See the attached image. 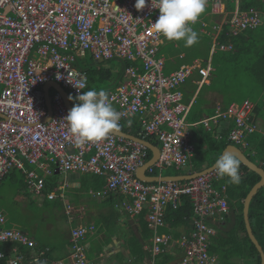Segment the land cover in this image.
Returning a JSON list of instances; mask_svg holds the SVG:
<instances>
[{"label":"built area","instance_id":"obj_1","mask_svg":"<svg viewBox=\"0 0 264 264\" xmlns=\"http://www.w3.org/2000/svg\"><path fill=\"white\" fill-rule=\"evenodd\" d=\"M135 3L136 0H0V181L18 170L27 191L41 198L45 195V177L53 172L64 178L70 172L102 176L105 187L90 193L93 198H112L115 210L129 219L146 217L152 232L144 246L151 257L149 264H159L165 255L174 253L175 246L183 251L180 264H217L208 252V239L214 235L211 225L228 212V204L223 196L226 187L222 185L221 191L214 187L220 181L216 170L189 180L143 182L137 171L151 158L146 146L113 134L98 143L77 144L64 119L69 111L60 94L51 99L52 111L46 120L43 87L56 82L74 97L82 94L87 90L88 77L76 63L90 56L103 62L141 61V69H125L123 82L109 92L108 98L121 114L120 125L126 122L133 126L136 121L138 138L148 142L151 138L161 145L157 160L146 174H159L160 179L166 169L185 176L198 173L190 163L196 150L191 143L192 131L198 126L211 130L221 122H231L227 136L217 138L244 150L253 136L262 134L253 120L254 105L249 101L232 104L224 111L218 106L213 116L197 123L187 122L192 103L184 102L183 93V87L195 74L200 77L197 86L207 83L214 53L233 50L231 43H221L218 37L223 33L237 37L258 28L262 23L260 12L255 8L241 11L238 7L227 12L225 0H207L205 8L210 14L222 16L213 27L210 58L181 65L165 75V60L157 54L166 39L154 31L152 24L159 17L156 0H145L140 10ZM199 21L198 18L192 27ZM81 83L86 86L78 90L75 86ZM65 185L64 180L61 187ZM57 197L46 195L49 200ZM185 198L193 207L192 230L177 241L176 227L168 223L167 213L169 209L177 210ZM73 212L70 206L65 207L69 219ZM5 222L6 216L0 211V244L16 242L28 251L34 248L33 240L19 230L4 228ZM93 231V225L73 230L68 255L50 264H87L83 242ZM44 255L23 253L7 260V264H34L37 259L45 261ZM4 258L0 253V260Z\"/></svg>","mask_w":264,"mask_h":264},{"label":"trees","instance_id":"obj_2","mask_svg":"<svg viewBox=\"0 0 264 264\" xmlns=\"http://www.w3.org/2000/svg\"><path fill=\"white\" fill-rule=\"evenodd\" d=\"M233 1L234 0H227V9L229 12L234 9ZM239 6L241 10L245 11L250 8L260 9L264 16V4L261 0H240ZM204 12L205 13L202 15L204 21L205 18H212L207 21L210 24V28L205 26L204 30L213 33V27L215 26L214 22L218 19L216 18L218 16L211 15L207 8H205ZM207 12L209 15H206ZM204 16L206 17L204 18ZM211 20L214 22H210ZM226 30L228 29L226 28ZM211 35L212 34L207 36L211 38ZM221 35L219 42L231 43L234 49L230 52H216L213 54L211 84L207 89L216 91L218 94L222 95V105L220 106L222 111L226 110L232 103L241 104L244 100L248 99L249 96H239L237 93L238 90H247L251 93L249 99L256 101L254 112L257 113V116L259 114V116H262L264 114V101L261 99L258 101L257 99L258 96L264 94V49L255 52V46L257 44V39L259 40L261 36H264V25L262 26L261 24L254 30L245 31L237 37H229L224 33ZM244 35L250 38L247 44L244 42L241 44L242 39L245 37ZM210 48L211 44L209 41L207 53L203 57L194 54L192 56H187L186 54L185 58L179 61L180 65L183 62L191 63L195 59H207ZM257 50H260V48ZM90 60V64H87V62L76 63V67L85 72L88 77L87 90H89L90 87H99V85L103 83H106L108 88L115 89L123 82L125 69L130 66H136L135 63L132 62L112 60L110 61L112 62L111 67L98 68L95 66L96 62L92 57H90ZM139 73H141V71H139ZM244 78H247L246 82L243 81ZM244 85L245 89L242 87ZM196 104L199 106L198 101ZM115 109L117 110V108ZM204 114L208 117L213 116L214 110L211 112L210 110H201L198 114H192L191 116H202ZM137 126H128L126 122H123V124L120 125L119 131L138 137L139 127ZM219 126L213 127L211 130H206L203 127L200 128V134L197 138L195 147L196 150L190 160L194 171H201L205 166L208 167L210 162H215L228 145L224 140L213 138L214 133L218 130L216 128ZM193 132L194 130L192 131V136ZM148 140L153 142V144L156 143L151 138H148ZM154 145L157 146L156 144ZM247 152L248 155H245L257 166L264 169V139L253 137ZM239 173L241 176V183L239 185L229 183L227 177L220 179L218 182L219 185H224L227 189L230 212L224 217L223 221L217 224L215 223L217 236L212 239L210 251L219 256L220 264H260L259 253L247 235L242 214L243 201L253 186L259 182L260 177L250 172L242 164H240ZM22 181L18 182L24 184ZM50 181L53 187L56 182V177L54 176ZM48 186L50 187L49 181L46 182L45 188L47 187V190H44V194L48 189H52ZM111 202L112 198H109L107 203L110 204ZM192 214L193 208L189 203V199L185 198L183 199L182 205L177 210H168L167 221L171 226L176 228L181 224H184L183 227H187ZM184 218L187 220H184ZM249 219L252 232L264 251V187L258 191L250 203ZM136 229L137 232L132 230L131 236L128 238V250L131 257H136L135 264H144L148 262L149 257V254L144 250V246L152 236V232L147 227V220L144 215L139 218ZM161 232H166V230L162 229ZM95 238L96 236H93V239ZM4 247L5 245H2L1 251H5ZM19 249L21 253L27 250L24 247H19ZM41 250V248L38 250L35 249V252L39 253ZM52 252L51 250L43 256L42 259H45L46 264H50ZM8 258L9 255L7 254L4 259L0 260V264H7ZM92 258L93 255H91L89 259ZM173 259H175L173 256L167 255L159 264H164Z\"/></svg>","mask_w":264,"mask_h":264},{"label":"crops","instance_id":"obj_3","mask_svg":"<svg viewBox=\"0 0 264 264\" xmlns=\"http://www.w3.org/2000/svg\"><path fill=\"white\" fill-rule=\"evenodd\" d=\"M261 1L263 2V0H261ZM233 2H234V6H233L234 9L233 10H235L236 7H238L240 9V6H239L240 0H234ZM225 7H226L227 12H229L227 9L228 8L227 7V0H225ZM241 11H245V10H241ZM258 11L260 12L261 20H262L261 24L263 26L264 25V16H263V13L260 11V9ZM206 15H209V13L207 12ZM205 17L206 16H204V18ZM216 18H218V19H216L215 22L213 20H211L210 22H214L215 24H217L220 21V19L222 18V16H218ZM210 19H212V18H205V21H204L202 18H199L200 21L197 24H199L201 26V24L203 22V23H205V26L207 28H210V24H209V22H207ZM206 23H207V25H206ZM200 26H199L200 32L205 33L207 35L214 34V32L213 33L206 32L204 30V28H202V27L200 28ZM221 36L222 35H220L218 37V39ZM243 39L241 41V44H242V42L247 44L250 40V38L248 36H245ZM171 42H173V41L166 40L162 45H160L159 51L157 54L158 57H161L165 60V68H164L163 72L167 68L168 69L173 68V70L169 72V73H171V72L179 69L181 67V65L191 64L193 61H200L198 59H195L191 63H185V64L182 63L181 65L179 64L177 67L171 65L172 58L174 56H177L168 50V45ZM263 43H264V36H261L259 38V40L257 39V44L255 46V52H258V51H261L264 49ZM175 47H176V45H175ZM258 47L260 48V50H257V49H259ZM233 49H234V47H233ZM185 55H186L185 53H179L178 54L179 61L181 59L185 58ZM208 56H209V53H208ZM209 58L210 57H207V59H209ZM80 62H84V59L80 60ZM95 62H97V61H95ZM96 64H100V63H96ZM211 64H212V57H211ZM135 65L139 69H141L142 64H141L140 60L138 62H135ZM105 68H108V66H106ZM212 69H213V67H212ZM211 73H212V71H211ZM199 80H200L199 75L195 74L193 76V78L189 82H187V84L183 87L184 102L187 104L192 103L190 112L187 116V122H189V123H197L200 120H202L203 118L208 117L206 114H204L202 116H191L192 114L193 115L198 114V112L201 110L202 111H209L210 110V112L212 110H214V114H215L216 107L222 105L221 104L222 103V95L218 94L216 91H211V90L207 89V87L211 84V76H210V79L207 81V83H205L201 87L197 86V82ZM48 83H53V82H48ZM54 83H56V82H54ZM51 90H53V94H51ZM102 90H106V92L109 94V92L112 91L113 88H106V89H102ZM64 91L68 94V98H69L70 92L68 90H65V89H64ZM43 93H45L44 88H43ZM56 94H60V93L57 89L53 88L52 85H50L46 88V96H48L50 101ZM242 96H245V95L242 94ZM260 99L262 101H264V94L258 96L257 100L259 101ZM69 101L71 103V106L73 107L71 100H69ZM197 101H198L199 106H197V104H196ZM245 101H249L250 103H252L254 105V109H255L256 101L251 100V99H246L243 102H245ZM232 104H237V103H232ZM254 109H253L252 117H253L254 122L256 123L257 128L262 131V134L258 133L253 137L264 139V114L262 116H259L260 114L257 116L256 115L257 113L254 112ZM254 113H255V115H254ZM134 125L137 126L138 123L135 121ZM137 127H139V125ZM230 128H231V122H229V121L222 122L220 124V126L218 128H216L218 130H217V132L214 133L213 138L218 140V138H217L218 136L226 137ZM227 144H228L227 146H229V145L236 146L233 143H227ZM152 145H154V144H152ZM150 154H151V151H150ZM214 163L215 162H213V163L210 162V165L208 167L205 166V168H202L201 171L199 170L196 172L199 173V172L205 171L208 168H210ZM138 171H137V176H138ZM177 172H179V171H177ZM155 175L156 176L146 174V176L150 177V178H159L158 177L159 174H155ZM54 176L56 177V182H55L54 186L52 187V182L50 181V179H52ZM58 176H62V174H59V172L56 171V172H53V174L51 176L45 177V182L49 181L50 187L49 186L48 187L52 188V189H48V191L45 193V195L41 198L34 196V195L33 196L36 197L37 200H41V201L46 200L48 202L54 203L58 209L63 211V214L66 218V226H67L66 227V234L64 237L65 242H62L61 244H55V243L48 242V240L45 241V239L44 240H37L34 238L35 229L32 230L33 235L29 236L28 232L25 229H20L18 226H16V224L18 223V219H17V217L14 216V213H13L11 206H10L11 204L7 200H8V198L14 197L15 200L20 199V201H22L23 197H25L24 193L25 192L29 193V192L26 190V186L24 187L25 183H24V178H23L22 173L19 172L18 170H14V171L9 172L0 181V211H2L6 216V224H5L4 228L15 229V230H19V231L25 233L27 235V237H29L31 240L34 241L36 247L32 251L27 250V251H24L21 253L19 247H23V246L16 244V242H12V244H4L5 245V247H4L5 251H3V250L1 251L2 245H0V253H3L5 256H7V254H8L9 258L7 260H9L11 258H14L16 255H20L23 253L24 254L26 253L29 256L30 255H36L38 253L35 252V249L38 250L39 248H41L43 251H45L44 253L50 252L51 250L53 251L51 254V257H52L51 261H60L61 259L66 257V255L68 253V248L70 247L71 232L73 230L77 229L78 227H81V226L82 227H89V226L93 225L94 226L93 233L89 234L83 242V244H85V246H86V254L88 256L87 259L90 261V263H92V264H135L136 257H131L130 252L128 250V244H129L128 238L131 236L132 230L137 232L136 225H137L138 221L129 219L127 216L122 215L119 211L115 210L112 202L110 204L107 203L109 198L95 199L90 194V193H95L97 191H101L105 187V178L102 176H95L92 174L90 175V174L70 172V173L66 174V178H63L62 183H59L57 181ZM173 176H185V175L183 173H181V174H176ZM162 177H165V176L162 174L160 179ZM22 179H23V181H22ZM64 180H66V183H65L66 185L64 187H61ZM18 181H22L24 184H22ZM4 186H7V189ZM219 186H221V185H219ZM45 190H47V187L45 188ZM13 192H14V195H13ZM50 193L56 194L58 197L55 200H49L48 198H46V195L50 194ZM29 194H31V193H29ZM226 195H227V189H226ZM227 201H228V195H227ZM66 206H70L72 209H74V212L72 214V216H73L72 219H69V217L66 216L64 213ZM228 208H229L228 209L229 210L228 213H229L230 212L229 203H228ZM227 214L222 216L223 219ZM191 217H193V214ZM223 219L215 221L212 224V226L214 227V229L216 231V236H217V229H216L215 223L216 224L220 223L221 221H223ZM183 225L184 224H181V225H179V227L176 228V231H175V239L176 240H179L181 235L184 233L188 235L190 233V231L192 230L191 225H190V219H189V224L187 225V227H185V226L183 227ZM93 236H96V238L93 239ZM14 250L17 251V254L14 252ZM91 255H93V258L89 259ZM166 256L167 255H165V257ZM171 256H173L175 259H173L169 262H165L164 264L171 263V262L173 264H178L179 256L176 252L175 247H174V253L171 254ZM149 261H150V257H148V262L144 263V264H148Z\"/></svg>","mask_w":264,"mask_h":264},{"label":"clouds","instance_id":"obj_4","mask_svg":"<svg viewBox=\"0 0 264 264\" xmlns=\"http://www.w3.org/2000/svg\"><path fill=\"white\" fill-rule=\"evenodd\" d=\"M207 0H156L155 8L159 17L153 29L168 41H183L185 47L198 43V33L192 27L204 13ZM135 8L143 9L145 0H136ZM85 84L75 86L84 89ZM73 97L69 96V100ZM74 104L64 118L77 144L98 143L110 137L120 128L121 114L109 102L105 90L90 89L75 97ZM131 121H129V124ZM215 170L218 179L228 178L234 185L241 183L239 173L240 160L232 152L225 151L216 161ZM34 264H46L36 260Z\"/></svg>","mask_w":264,"mask_h":264},{"label":"rangeland","instance_id":"obj_5","mask_svg":"<svg viewBox=\"0 0 264 264\" xmlns=\"http://www.w3.org/2000/svg\"><path fill=\"white\" fill-rule=\"evenodd\" d=\"M202 15L199 18H202ZM198 27H199V24L194 26V30L197 31L199 39H198V43L194 44L193 46L185 47L183 41H173L169 43L168 50L171 51L174 55H177L172 58L171 65L177 67L180 64L179 57H178L179 53H185L187 54V56H190V55L192 56L194 54V55H199L200 57H203L207 53L209 41H210V44L212 45L211 43L212 36L210 38L209 36H207V34L200 32ZM219 40L220 38L218 39V41ZM198 60L201 61L202 59H198ZM84 62H87V64H90L91 63L90 56L86 57V59H84ZM185 63L187 62H183V64ZM95 66L98 68L99 67L105 68L106 66L111 67L112 62L106 61L105 63L95 64ZM172 70L173 68H169V69L167 68L163 73L167 75ZM243 81L246 82L247 78H244ZM242 87H244L245 89V85ZM106 88H108L107 84L103 83V84H100L99 87H95V86L90 87L89 90L90 89L101 90V89H106ZM237 93L239 96L243 94L245 96H249V98L251 97V93L248 92L247 90H243V91L238 90ZM51 94H53V90H51ZM69 96L73 97V99L71 100L72 105L79 103V101H77L71 93H69ZM200 128L201 127L198 126L197 128L194 129V132H193V138L191 140L192 141L191 143L195 147H196L197 138L200 134ZM154 144L157 145L156 147L158 149L159 147H161V145L157 142ZM236 147L239 148L244 154L248 155L247 150H244L240 146H237V145ZM162 174L165 177H168V176L180 174V172H177L174 169H166L162 172ZM63 178H64L63 176H58L57 181L59 183H62ZM65 183H66V180H65ZM4 187L7 189V186H4ZM13 195H14V192H13ZM24 195L25 197H23L22 201H20V199L15 200L14 197L8 198L7 200L11 204L10 206L14 213V216L17 217L18 219V223L16 224V226H18L20 229H25L28 232L29 236L33 235L32 230L35 229L34 238L37 240L45 239V241L48 240V242L55 243V244H61L62 242H65L64 237L66 234L67 226H66V218L63 214V211L58 209L54 203L48 202L46 200L45 201L37 200L36 197H34L33 195L27 192H25ZM0 245H4V244H0ZM35 247L36 246H34V248ZM43 252L45 251L42 250L39 253H43ZM53 262L55 261H51V263ZM89 264H92V263H89Z\"/></svg>","mask_w":264,"mask_h":264},{"label":"water","instance_id":"obj_6","mask_svg":"<svg viewBox=\"0 0 264 264\" xmlns=\"http://www.w3.org/2000/svg\"><path fill=\"white\" fill-rule=\"evenodd\" d=\"M103 60H99L97 61L96 63H102ZM52 85L53 88L57 89L59 91V93L61 94L65 104H66V107L68 109V111H70V109L72 108L71 106V103L69 101V98H68V94L64 91V89L57 83H47L43 88H44V96H45V105L47 107V110H48V117L46 119H48L50 117V113H51V102L48 98V96H46V88L48 86ZM113 135H116V136H123V137H126L127 139H130V140H133L134 142H137V143H140L144 146H146L150 151H151V159L149 160V162L144 166L142 167L141 169H139L138 171V176L140 179H142L143 181L145 182H171V181H181V180H189L191 179L192 177H196V176H199V175H203V174H206L208 172H211L213 170H215V163L210 167L208 168L207 170L205 171H202V172H199V173H195V174H192L190 176H180V177H165V178H150V177H147L146 176V169L154 164V162L157 160L158 156H159V149L152 145L150 142L146 141V140H142L138 137H135L133 135H128V134H125L121 131H115L112 133ZM225 151H229V152H232L233 154H235L238 159L240 160V164H242L244 167H246L250 172H253L255 174H257L259 177H260V180L259 182H257L253 188L249 191V193L247 194L245 200H244V203H243V220H244V223H245V228H246V232H247V235L250 239V241L252 242V244L255 246L257 252L259 253V256H260V261L261 263L260 264H264V251L262 249V247L260 246V244L258 243L257 239L255 238L253 232H252V228H251V225H250V219H249V207H250V203L253 199V197L258 193V191L264 187V169H262L261 167L257 166L255 163H253L249 158L248 156H246L239 148H237L236 146H233V145H229V146H226V148L223 150L222 154L225 153ZM221 154V155H222Z\"/></svg>","mask_w":264,"mask_h":264},{"label":"bare ground","instance_id":"obj_7","mask_svg":"<svg viewBox=\"0 0 264 264\" xmlns=\"http://www.w3.org/2000/svg\"><path fill=\"white\" fill-rule=\"evenodd\" d=\"M142 168V167H141ZM168 177H180V176H168ZM162 178H165V177H162ZM142 180V179H141ZM143 181V180H142ZM143 182H145V181H143ZM214 187H215V189H217V190H220L221 191V189H222V186H219V184L218 183H216L215 185H214ZM223 196L226 198V201H227V195H226V190L224 191V193H223ZM245 200V199H244ZM190 203V202H189ZM243 203H244V201H243ZM191 204V203H190ZM227 204H228V201H227ZM192 206V205H191ZM193 208V207H192ZM229 209V208H228ZM229 211V210H228ZM243 211V210H242ZM228 213V212H227ZM226 213V214H227ZM242 214H243V212H242ZM223 215H225V214H223ZM223 215H221V216H219V217H217L216 218V221H218V220H222L223 219ZM192 218V217H191ZM191 218H190V220H191ZM184 220H186L185 218H184ZM211 228L213 229V231H214V235H211L210 237H209V239H208V252H209V254H210V256L211 257H213V258H215L216 259V261H217V264H220V260H219V256L217 255V254H213V253H211V251H210V246H211V242H212V239L216 236V231H215V229H214V227L211 225ZM185 234V233H184ZM184 234H182V235H184ZM181 235V236H182ZM181 238V237H180ZM180 238H179V240H180ZM178 241V240H177ZM70 245H71V240H70ZM86 249V248H85ZM175 249H176V252H177V254H178V256H179V261H178V264H180V260L183 258V251H181V249L179 248V247H177V246H175ZM68 253H69V248H68ZM68 253H67V255H68ZM66 255V256H67ZM86 260H87V264H89L90 263V261L87 259V254H86ZM151 262V257H150V261H149V263ZM148 263V264H149ZM260 263H261V261H260Z\"/></svg>","mask_w":264,"mask_h":264}]
</instances>
